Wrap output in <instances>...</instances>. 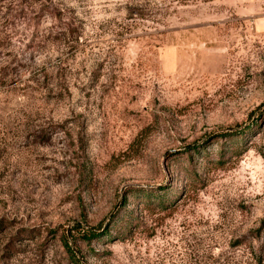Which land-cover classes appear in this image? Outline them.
Listing matches in <instances>:
<instances>
[{
    "label": "rangeland",
    "instance_id": "1",
    "mask_svg": "<svg viewBox=\"0 0 264 264\" xmlns=\"http://www.w3.org/2000/svg\"><path fill=\"white\" fill-rule=\"evenodd\" d=\"M0 264H264V0H0Z\"/></svg>",
    "mask_w": 264,
    "mask_h": 264
},
{
    "label": "trees",
    "instance_id": "2",
    "mask_svg": "<svg viewBox=\"0 0 264 264\" xmlns=\"http://www.w3.org/2000/svg\"><path fill=\"white\" fill-rule=\"evenodd\" d=\"M120 232H121V231H120ZM120 232H119V233H120Z\"/></svg>",
    "mask_w": 264,
    "mask_h": 264
}]
</instances>
